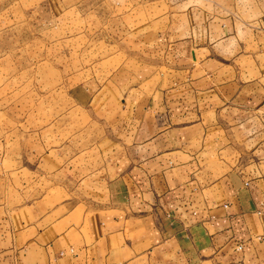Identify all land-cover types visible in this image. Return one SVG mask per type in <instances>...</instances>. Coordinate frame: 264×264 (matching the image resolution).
Returning a JSON list of instances; mask_svg holds the SVG:
<instances>
[{
	"label": "crops",
	"instance_id": "1",
	"mask_svg": "<svg viewBox=\"0 0 264 264\" xmlns=\"http://www.w3.org/2000/svg\"><path fill=\"white\" fill-rule=\"evenodd\" d=\"M151 23L41 130L46 174L72 175L28 197L0 177V264H264V0Z\"/></svg>",
	"mask_w": 264,
	"mask_h": 264
},
{
	"label": "rangeland",
	"instance_id": "2",
	"mask_svg": "<svg viewBox=\"0 0 264 264\" xmlns=\"http://www.w3.org/2000/svg\"><path fill=\"white\" fill-rule=\"evenodd\" d=\"M174 2L0 0L1 178L28 197L51 179L72 175L67 164L69 172L46 174L50 160L35 143L47 149L60 140L46 143L41 130L56 132L52 123L66 114L75 83L106 74L117 61L144 50L153 18ZM82 121L86 128L89 117ZM35 131L40 134L32 141Z\"/></svg>",
	"mask_w": 264,
	"mask_h": 264
}]
</instances>
